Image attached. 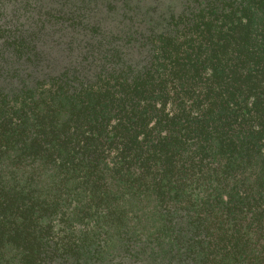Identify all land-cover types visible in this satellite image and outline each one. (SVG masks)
<instances>
[{
	"label": "trees",
	"instance_id": "1",
	"mask_svg": "<svg viewBox=\"0 0 264 264\" xmlns=\"http://www.w3.org/2000/svg\"><path fill=\"white\" fill-rule=\"evenodd\" d=\"M155 12L0 0V264H264V0Z\"/></svg>",
	"mask_w": 264,
	"mask_h": 264
},
{
	"label": "rangeland",
	"instance_id": "2",
	"mask_svg": "<svg viewBox=\"0 0 264 264\" xmlns=\"http://www.w3.org/2000/svg\"><path fill=\"white\" fill-rule=\"evenodd\" d=\"M136 2L139 1L143 6L146 5V7H156V15H167L174 10H179L182 5L187 0H135ZM105 9V8H104ZM106 11L103 10L102 14H99L100 16H105L104 13ZM107 15V14H106ZM115 23H117V19L115 20ZM62 50H53L51 52L52 56L51 58L53 61L50 62V64H65L70 59H73V57L76 55V48L70 49V46L63 45L61 46ZM74 50V51H72ZM54 66V65H52Z\"/></svg>",
	"mask_w": 264,
	"mask_h": 264
}]
</instances>
